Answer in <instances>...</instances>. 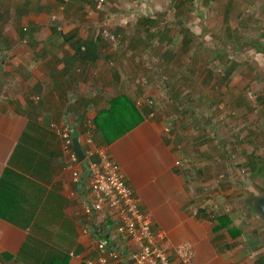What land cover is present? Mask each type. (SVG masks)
<instances>
[{
    "label": "crops",
    "instance_id": "1",
    "mask_svg": "<svg viewBox=\"0 0 264 264\" xmlns=\"http://www.w3.org/2000/svg\"><path fill=\"white\" fill-rule=\"evenodd\" d=\"M151 2L113 0L100 11L97 0H69L64 9V0H0V264L54 257L87 264L97 255L96 239L108 238V212H85L87 162H80L77 181L51 128L65 121L74 123L80 142L92 130L93 144L84 147L106 149L121 165L142 208L167 233L165 247L176 264L174 250L183 242L193 245L197 264H264V218L251 203L264 185L237 172L217 180L232 168L228 144L264 153V0H202L195 12L184 0ZM159 9L162 19L187 30L163 37L143 31L122 48L130 35L121 28L156 18ZM100 26L116 32L117 47ZM210 43L221 57L204 67L202 81L215 88L211 112L195 115L185 106L190 100L204 109V99H191L182 80L160 92L156 76L145 78L156 54L172 72L204 71L170 63L169 55L175 61L193 50L202 55ZM152 97L166 103L154 117L139 102ZM221 153L222 160H213ZM200 196L215 218L186 211Z\"/></svg>",
    "mask_w": 264,
    "mask_h": 264
},
{
    "label": "built area",
    "instance_id": "2",
    "mask_svg": "<svg viewBox=\"0 0 264 264\" xmlns=\"http://www.w3.org/2000/svg\"><path fill=\"white\" fill-rule=\"evenodd\" d=\"M111 1L113 0H97L96 8L101 11ZM56 18L53 16V19ZM103 35L115 41L111 31H103ZM157 100H147L150 108L155 106L151 117H154L162 107L161 101ZM51 126L62 140L63 150L67 156V168L78 181L81 175L79 168L81 161L74 150L75 125L65 121L61 124L52 123ZM171 127L170 123L166 130L169 131ZM92 144L93 131L89 129L85 140L81 142L85 152L84 161L87 162L90 189L85 212L91 217L94 213L107 211L109 221L106 223L108 238L96 239L97 255L88 259L87 264H176L165 247L167 233L155 227L151 214L142 208L141 201L127 180L121 165L106 149L100 148L96 151L84 147ZM177 164L180 165L181 162L177 161ZM246 173L247 171L243 170V174ZM223 178V175H219L217 180ZM200 209L208 210L211 218L216 217L214 208L205 201L192 203L186 207V211L192 216H197ZM174 251L179 264H197L190 242L180 243Z\"/></svg>",
    "mask_w": 264,
    "mask_h": 264
},
{
    "label": "rangeland",
    "instance_id": "3",
    "mask_svg": "<svg viewBox=\"0 0 264 264\" xmlns=\"http://www.w3.org/2000/svg\"><path fill=\"white\" fill-rule=\"evenodd\" d=\"M161 1L165 2L164 5L166 6L169 1H183V0H161ZM184 1H187L189 3L192 2L194 8H192L191 10L195 12L196 9H199L198 7H196V3H200L202 0H184ZM140 2H143L145 5H147L149 0H140ZM157 2H159V0H152L151 3H157ZM140 4H142V3H140ZM145 8H146V6H145ZM172 8H173V6H172ZM152 9H154V7H152ZM164 9L168 11L167 7H165ZM160 10L161 9H159V11L157 13H155L157 15L156 18L142 16V17L138 18L137 21H139V23L137 25L135 24V26L129 27L128 30H126L125 28H121L120 32L126 34V32L128 31V34L130 35L126 38V41L124 43H123V39H122V43H121L122 48L125 46L126 42H133V39L136 36V34L141 33L143 31L145 32V36L147 35L148 37H151L149 30L153 31V33H157L158 35H162V37H163V34H171L172 32H180V31L187 30V27H185V26H183V25H181V24H179L173 20H169L167 18L162 19L163 16L160 15ZM193 16H195V14H193ZM143 19L151 20L153 22H151L150 24L142 23ZM133 22H136V20H134ZM127 26H129V25H127ZM191 26H194V25H188V29L191 28ZM99 31L101 33H103V31H111V30L108 27L100 26ZM132 34H135V35L131 36ZM142 35H144V34H142ZM160 43H164V41H161ZM110 44L112 46H114V48H115L119 44V41H118V39H116L114 42L111 41ZM151 49H154V48L152 47ZM172 53L175 54V50L172 49ZM159 57L160 56H157V54H156L154 59L152 58L150 60H147V62H149V63H148V67H147V69H145V71H147L148 73L147 72L143 73V74H145V78H147L146 75L149 73L151 74L152 77L156 76V79L153 78V81H152V82H154V85H153L154 88H158L160 90V92H164L165 90L168 89V86L170 85L169 81L171 83V86L175 87L176 84L174 83L173 79L182 80V85L185 86L186 89L194 95L191 99H195L194 98L195 96L198 97L201 94L202 95L201 98L204 99V101H205L204 102L202 100L203 104H204V106H203L204 109H196L199 105L196 103H192L193 101L188 100V103H186L185 106L187 108H190L191 110L193 109V111H192L193 114L196 115L197 113L202 112L203 110L206 111L205 109H208L207 111L211 112L213 110V108H215L214 104H213V102H214L213 99H209L210 94L215 90V88L211 89V87H210L211 84L206 85V81H202L204 78L207 79V76H206L207 72H206V68H204V67L209 66L211 64L214 66L218 65V61H215V60H217V57H215L212 54V44L211 43L208 45L205 44L204 54H202V55L199 54L198 50H193L188 55L179 56L180 59H177L176 61H175V56L169 57V59L171 60L170 63H175V65H178V63H180L181 65H183L185 63H189V65H193L194 68L195 67H201L200 69L204 70L202 72L197 71V70H193L191 72L187 71V72H183V73H178V71L172 72L168 69L167 66L166 67L163 66L165 64V61L164 60L161 61V59ZM224 58H226V57H224ZM172 59H173V61H172ZM153 65H154V67H153ZM217 74H219V73H217ZM217 74H216V76H217ZM208 75H209V72H208ZM155 81H156V83H155ZM191 81L193 83H195V85H193V83ZM167 82H168V84H167ZM178 93L182 94V92H178ZM152 98H157V97H152ZM158 99L162 100V95ZM196 100H200V99H196ZM161 106H162L161 111H163L164 106H165V111H166V103H164V105H163V103L161 101ZM167 116L169 117V115H166V117ZM256 123L258 124L259 121L256 120ZM238 126H239V124L236 123L235 128ZM201 130H202L201 128H198V131L201 132ZM226 130H227V128H226ZM254 131L259 134V131H257L256 129ZM241 138H243V137H241ZM258 139L260 141L262 139V136H260V134H259ZM233 146L235 147L233 150H231V144H228V146H227V148L229 149L228 150L229 153L227 155L229 157L228 162L232 166V168H229L228 171L232 174L230 175V173H221L220 175H223L224 178H226V177L233 178L235 176V174H233V172H235V173L237 172V175L238 174L241 175L243 173V170H246L247 171L246 174H248L250 179L257 182L258 185L259 184L264 185V166H262L260 170H258L256 168V172L254 173L253 170H251V172L248 171V169H247L248 166L245 165L251 159L252 154L256 153L257 158H259V157L262 158L264 153H262L260 151H256V150H258V146H254V147L243 146V145L237 144L235 141L233 143ZM222 155H223L222 153L219 154L213 160H215L216 158L222 160ZM263 160H264L263 158L258 159V161H259L258 163H264ZM262 189H263V191H259V193H258L259 196L264 194V186H262ZM200 197L202 198V196H200ZM200 197H199V201L203 202L204 197L202 199ZM199 201H195L194 204H196V203L198 204Z\"/></svg>",
    "mask_w": 264,
    "mask_h": 264
},
{
    "label": "trees",
    "instance_id": "4",
    "mask_svg": "<svg viewBox=\"0 0 264 264\" xmlns=\"http://www.w3.org/2000/svg\"><path fill=\"white\" fill-rule=\"evenodd\" d=\"M116 31H118V29L116 30ZM150 32V34H152V35H154V34H157V33H153V31H151V30H149ZM100 32V31H99ZM100 34L102 35V37L106 40V41H109V42H111V41H113L114 42V40H111V39H109V38H107V37H105L104 35H103V33H101L100 32ZM113 34H114V38H115V40L117 39V35H116V32L114 33V31H113ZM151 35V36H152ZM158 35V34H157ZM94 45V44H93ZM170 55H171V53H170ZM170 55H169V57H170ZM168 57V56H167ZM216 57V56H215ZM219 58L220 57H217V60H215V61H218L219 62ZM221 59V58H220ZM114 101H116V98H114V100L112 101V102H114ZM115 105V103H112V106H114ZM155 107V106H154ZM154 107H152V108H149V107H147V108H144L145 110H148L149 112H151L152 110H153V108ZM147 112V111H146ZM142 117V116H141ZM142 119V118H141ZM100 129H102V128H100ZM111 138V137H110ZM256 153L255 154H252V156H251V159L249 160V169L248 170H250V172H251V170H253L254 171V173L256 172V168L258 169V170H260L261 169V165L262 164H264V163H258L259 161H258V159H261L260 157L259 158H257L256 157ZM264 161V160H263ZM205 211L206 213H207V215H209V213H208V210H206V209H200L199 210V213H198V215L200 214V212L201 211ZM57 257H54V258H52V260L50 261V262H48V263H43V264H66V262H67V259H61L60 261L59 260H57L56 259Z\"/></svg>",
    "mask_w": 264,
    "mask_h": 264
},
{
    "label": "water",
    "instance_id": "5",
    "mask_svg": "<svg viewBox=\"0 0 264 264\" xmlns=\"http://www.w3.org/2000/svg\"><path fill=\"white\" fill-rule=\"evenodd\" d=\"M73 144H74V150L76 151V153L79 157V160L84 161L85 160V152L82 148L79 137H77V136L74 137ZM251 203H252V206L254 207V209L264 218V194L261 196H258Z\"/></svg>",
    "mask_w": 264,
    "mask_h": 264
},
{
    "label": "clouds",
    "instance_id": "6",
    "mask_svg": "<svg viewBox=\"0 0 264 264\" xmlns=\"http://www.w3.org/2000/svg\"><path fill=\"white\" fill-rule=\"evenodd\" d=\"M68 1H69V0H68ZM68 1H65V0H64V3L61 5L60 8H61V9H64L65 6H66L65 3L68 2ZM53 16H56V15H53ZM56 17H57V16H56ZM52 18H53V17H52ZM56 19H57V18H56ZM56 19H53V20H56ZM148 99H155V98H147V99L145 100V103H144L143 100H139V101L142 102L141 104H145L147 107H149L148 104H147V100H148ZM156 100H157V99H156ZM149 108H150V107H149ZM152 111H153V110H152ZM152 111H151V112H152ZM151 112L149 113V115L151 114ZM248 171H250V170H248Z\"/></svg>",
    "mask_w": 264,
    "mask_h": 264
}]
</instances>
